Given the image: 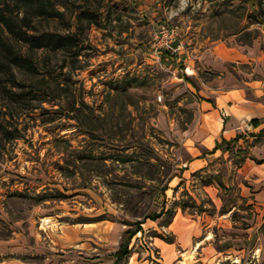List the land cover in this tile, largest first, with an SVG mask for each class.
I'll use <instances>...</instances> for the list:
<instances>
[{
    "label": "rangeland",
    "instance_id": "1",
    "mask_svg": "<svg viewBox=\"0 0 264 264\" xmlns=\"http://www.w3.org/2000/svg\"><path fill=\"white\" fill-rule=\"evenodd\" d=\"M89 1L96 9L98 0ZM103 1L101 26L83 37L82 68L73 69L69 59L62 69L61 53L38 54L42 75L57 79V95L23 109L0 94V122L17 137L6 142L0 134V264H264V180L256 182L249 165L238 171L264 139L244 140L207 158L204 170L193 164L184 171L215 147L225 113L210 114L217 105L239 119L242 135L253 131L247 130L246 107L264 104V88L230 93L225 100L241 104L230 110L226 101L199 94L197 78L219 85V74L210 71L213 53H222L230 70L252 75L253 67H263L264 0L262 6L256 0ZM73 11L68 17L75 26ZM43 29L66 33L58 21L44 22ZM160 42L177 52L156 51ZM226 47L238 51L232 62ZM226 81L223 90H235ZM75 99L81 113L71 110ZM133 153L140 160L151 156L161 178L150 180L157 172L148 164L90 158ZM219 173L225 189L217 181L204 185L202 177ZM184 201L190 202L186 213ZM160 212V219H149ZM139 222L141 230L129 241L126 232ZM127 241L128 254L118 259Z\"/></svg>",
    "mask_w": 264,
    "mask_h": 264
},
{
    "label": "trees",
    "instance_id": "2",
    "mask_svg": "<svg viewBox=\"0 0 264 264\" xmlns=\"http://www.w3.org/2000/svg\"><path fill=\"white\" fill-rule=\"evenodd\" d=\"M77 1L79 0H8L0 5V94L11 106L29 109L33 107L32 104L35 101L41 100L42 97H50L56 94V91L52 88V84L57 79H47V77L42 75L43 73L38 57L40 52L63 54L65 60L61 66L62 69L68 66L69 59L71 60L73 69L79 70L82 68L78 67L77 63H79L81 52L84 50L85 43L83 37L87 29H90L93 25L98 27L101 26L103 14L101 10L103 9L104 1L98 0V6L94 10H92L93 4L89 0H82L84 5L80 6L77 5ZM256 1L262 6V0ZM73 8L78 11V13H76L77 24L75 26L68 17L70 16L69 12L74 14ZM52 21H58L63 26L66 33L44 30L43 23ZM262 22L264 23V21ZM73 28L75 31H73ZM43 64L44 66L46 65L45 62ZM19 73L25 74L33 79L29 81L20 79ZM41 75L43 77H40ZM68 82L71 83V81ZM54 84L58 83L55 82ZM116 85L118 84L116 83ZM66 90H68V92L71 91L69 85ZM55 98L56 97H53L52 101H55ZM76 103L75 99L72 103L73 107L71 110L81 113V109L76 108ZM82 106L89 109L85 103H82ZM252 124L258 126L259 121H253ZM84 126L90 129L88 124H84ZM0 134L3 141L6 142L17 139V137L12 135L9 129L1 122ZM240 139L241 136L231 141L223 140L222 143L217 144L216 148L210 154H215L218 150H221L223 154L230 152L234 146L239 144ZM225 146H227V148H225ZM239 151L243 153L244 150L239 148ZM134 154L135 153L131 155L126 154L124 156L117 155L116 157H95V155H90V158L103 164H107V161H111L114 158L118 162L124 164L134 161L139 162L142 166L148 164V166H151L157 172V175H155L156 177L154 176L150 180H157L161 169L159 165L151 163L153 158L148 156V158L140 160ZM246 158H248V156L245 157V159ZM245 159L238 165V169L242 167ZM202 172L203 171H201L200 174H202ZM159 178H161V176H159ZM202 179L205 180V186L214 185V182L217 181L216 185L220 189L226 188V185L220 178V173L216 177L210 175L207 178L202 177ZM167 190L168 187L166 185L162 191L165 193ZM185 196H189V194L185 193ZM38 199L40 201H46L47 197L39 196ZM243 200L245 202L247 201V199L244 198ZM191 202L194 204V207L198 208L196 202L192 198ZM189 203L185 201L182 202L181 209L184 213H186L187 209L190 207ZM199 209L198 211H200ZM227 212L228 211H224L223 214H227ZM167 213L171 215L173 211H168ZM162 216L163 213L160 212L157 215H152L149 219L156 221ZM235 216L236 215L233 217L234 222L236 221ZM136 224V231L132 232L129 230L126 232L129 241L136 234L137 230H141L143 222ZM247 228V223H244L243 227H241V229L244 230ZM129 241L124 243L117 252L118 259L127 256ZM229 248L230 246H226L225 249L221 251H226V249Z\"/></svg>",
    "mask_w": 264,
    "mask_h": 264
},
{
    "label": "crops",
    "instance_id": "3",
    "mask_svg": "<svg viewBox=\"0 0 264 264\" xmlns=\"http://www.w3.org/2000/svg\"><path fill=\"white\" fill-rule=\"evenodd\" d=\"M225 53L227 54L226 58H228L230 62H232L231 59L238 57V51L234 47H231V48L226 47ZM213 54H214L215 64L213 66H211L210 71L213 70L219 74V77L217 79H215V82L218 81L219 85L218 86L215 85L214 87H211L208 84H206L204 81L197 78V80L200 82V84L202 86V87H200V89L198 91L199 94L205 92V93L213 96V98H215V101L222 100L223 104H225L224 101H226L225 99L227 97H229L230 93L241 94L242 92H244L247 96L248 91L258 93L260 91L261 87L264 88V86H258V84L264 85V65H263V67H259V66H257L256 68L253 67L252 68V75H250L248 73H245L241 69H239V71H237L235 67H231V70H230L229 66H228L229 63H225V58L223 57L222 53H219V54L213 53ZM201 60H204V63L203 62L202 63L205 64V54H202L200 61ZM247 60H249V59H247ZM242 64H250V63H242ZM218 66L220 67V69ZM188 69H191V68H188ZM255 74L260 75V79H255L254 78L256 76ZM194 75L188 74L189 77L190 76L192 77ZM185 76L183 77V79L189 78L187 75H185ZM224 79H226L227 80L226 82L229 83V85H230L229 87H233V89H235V90L229 89L228 92H225L223 90V87H225L224 86L225 83H223ZM247 101L254 103V101H250V100H247ZM226 103H227L228 109H230V110H232L235 107L241 106V104H239L238 101L227 100ZM242 107L245 108V106H242ZM217 108L216 109L212 108V110L209 111V113L212 115H214V114L217 115L219 112L218 110H221V112L225 111V113L222 112L223 119L221 118V120L218 121L219 130H220V132H219L220 137L218 136L215 138V147L213 149L209 150L208 154H206L205 157H201V158L198 157V158L194 159L190 163V167L186 166L185 172H188L189 168H191V165H193V164L201 165V167L198 169L199 171L204 170L208 166L207 158H210L212 156H217V154H219L220 152L222 153V156L225 155L226 153H228V152H226L225 154H223V152L221 150H218L215 154H210L216 148L217 144L222 143L223 140L231 141V140L236 139L238 136H241L240 142L238 144V145H240V143L244 140L246 141V144H251L252 143L251 139H253V140H258L261 138L264 139V121H262V119H264V104H260V107H257V108L256 107L255 108H249V107L247 108L246 107V109H248L249 112L245 113V118H248V120L250 122V126H251V127H247V130L248 129L250 130V128H253V131L252 132L249 131L251 133H250V135H247V136L242 135V132H245L244 130H246V129L244 126H242L240 124V121L238 118H236V116H233V114L229 113V111L226 112V109L222 110V108H220L218 105H217ZM249 115H250V117H249ZM253 121H259L258 126L253 125L252 124ZM219 130L216 129V131H219ZM216 131H214V134L217 133ZM253 149H254V151L252 152V154L249 153L248 158L245 159V162L243 163L242 167L238 169V171L245 169L248 165L251 166L252 168L250 169V171L252 173L257 174V176L254 178H255V181L258 182V181L264 180V144L261 146H255ZM240 175H242V174H240ZM245 178H244V180H245ZM247 184H249V183H247ZM246 187L251 189L250 186H246ZM231 212H229V213H231ZM173 226H174V223H173V225H171V227H173Z\"/></svg>",
    "mask_w": 264,
    "mask_h": 264
},
{
    "label": "built area",
    "instance_id": "4",
    "mask_svg": "<svg viewBox=\"0 0 264 264\" xmlns=\"http://www.w3.org/2000/svg\"><path fill=\"white\" fill-rule=\"evenodd\" d=\"M162 34L168 36V37H174L175 35V31L174 30H166L165 28H163V31L161 32ZM171 50L174 53L177 52V50H174L171 46H169L167 43L166 44H162L161 42L159 43V46L156 47V51H162V50Z\"/></svg>",
    "mask_w": 264,
    "mask_h": 264
},
{
    "label": "bare ground",
    "instance_id": "5",
    "mask_svg": "<svg viewBox=\"0 0 264 264\" xmlns=\"http://www.w3.org/2000/svg\"><path fill=\"white\" fill-rule=\"evenodd\" d=\"M187 73H188L189 75H194V74H195V72H194L193 70H191V69H188Z\"/></svg>",
    "mask_w": 264,
    "mask_h": 264
}]
</instances>
